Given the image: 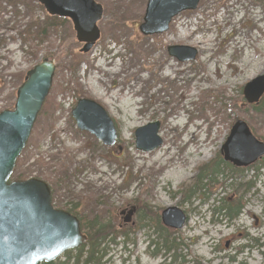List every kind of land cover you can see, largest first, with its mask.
Instances as JSON below:
<instances>
[{"label": "rangeland", "instance_id": "1", "mask_svg": "<svg viewBox=\"0 0 264 264\" xmlns=\"http://www.w3.org/2000/svg\"><path fill=\"white\" fill-rule=\"evenodd\" d=\"M95 2L103 13L99 36L80 52L70 20L48 17L35 2L0 0V111L13 108L28 68L44 58L56 68L10 180L45 181L52 206L78 218L87 239L81 223L104 224L101 264H264V166L254 167L264 164V155L234 172L220 153L237 119L264 142V111L242 92L264 73V0H199L155 35L138 28L147 0ZM39 27L47 28L43 37L35 32ZM177 44L195 48V58L177 61L167 52ZM83 97L113 120L112 145L77 127L71 110ZM258 101L264 105V94ZM155 121L160 145L138 150L135 129ZM193 130L198 134L190 137ZM187 138L199 141L202 153L187 155L181 143ZM168 146L175 152L170 164L185 159L180 179L159 181L162 169H144L133 157L146 160ZM218 157L222 173L198 182L202 165ZM102 182L109 185L100 188ZM238 196L244 202L238 216L217 210ZM174 206L186 215L181 228L161 222L163 209ZM158 226L176 248H164ZM87 252L85 244L79 261ZM77 254L78 248L68 249L55 262L72 264Z\"/></svg>", "mask_w": 264, "mask_h": 264}, {"label": "water", "instance_id": "2", "mask_svg": "<svg viewBox=\"0 0 264 264\" xmlns=\"http://www.w3.org/2000/svg\"><path fill=\"white\" fill-rule=\"evenodd\" d=\"M46 13L71 21L80 52H88L98 38L97 21L102 5L95 0H37ZM199 0H147L139 31L144 35L166 32L171 19L181 11L195 9ZM167 52L177 61L194 59L191 46L169 45ZM55 63L44 58L26 71L16 89L12 109L0 111V264H40L84 243L86 235L79 220L69 211L54 208L51 191L45 181L36 177L12 180L9 177L30 136L31 129L49 93ZM246 102L255 104L264 94V73L243 85ZM80 130H87L106 145L116 137L113 120L96 100L80 98L71 110ZM159 123L149 122L134 131L135 147L150 151L160 145ZM222 157L233 166L246 167L264 155V142L256 139L246 122L237 119L221 145ZM130 213V212H128ZM163 225L181 228L186 215L177 207L161 212ZM128 219V218H127ZM125 219V220H127Z\"/></svg>", "mask_w": 264, "mask_h": 264}, {"label": "trees", "instance_id": "3", "mask_svg": "<svg viewBox=\"0 0 264 264\" xmlns=\"http://www.w3.org/2000/svg\"><path fill=\"white\" fill-rule=\"evenodd\" d=\"M6 2L9 5H15L17 2H19V0H6ZM31 2H35V5H38L40 7H43L42 5H40L37 0H24V3L30 4ZM50 18H54L52 16L47 15ZM31 29V28H29ZM47 28L46 27H39L35 30L36 34L38 36L43 37V35L46 33ZM27 32L29 33V30H27ZM35 34V35H36ZM20 83L22 82V79H19ZM259 103V101L257 102ZM254 104L253 108H258L259 110H263L264 111V105L259 106ZM221 165H223V160L221 159V157H218V159H216L215 161H211V162H207L204 165H202L201 169H202V174L199 175L197 177L198 182L200 181L199 179L201 178H212L215 175H217L218 173H222V171L224 170V168L221 167ZM259 166H264V164H260L255 167V170H258ZM234 172L237 171H241L240 168H233ZM207 175V176H206ZM204 176V177H203ZM20 177V176H19ZM18 177V179H20ZM21 180V179H20ZM244 206V202L241 200V196H238V198H236L235 200L228 202V203H223L220 207H218L217 210H221L224 211V213H226L227 215L231 216V217H236L239 215V213L241 212L240 210L243 208ZM81 223V222H80ZM81 225L83 227L88 228L89 230V236H88V240L87 242H85L84 244H81L78 247V254L74 257L73 263L72 264H101V255H98L99 253V245L101 243V241L104 239V229H105V225L104 224H100L99 226L95 227L93 223L91 224H83L81 223ZM158 231H159V236L161 238H163V246L164 248H166L167 251H169L170 249H174L177 246L174 245V242H169L168 240V234L165 230V228H163L162 226H158ZM114 238H112L111 240H113ZM171 243V244H170ZM88 244V252L86 253L85 257L79 261L80 255H81V248L85 245ZM172 255V254H171ZM68 256V255H67ZM69 257V256H68ZM171 257V256H170ZM40 264H63L62 262H48V263H40Z\"/></svg>", "mask_w": 264, "mask_h": 264}, {"label": "bare ground", "instance_id": "4", "mask_svg": "<svg viewBox=\"0 0 264 264\" xmlns=\"http://www.w3.org/2000/svg\"><path fill=\"white\" fill-rule=\"evenodd\" d=\"M204 41V40H203ZM206 41V40H205ZM207 47V46H206ZM172 70V66L171 65H168V69L167 70ZM166 70V71H167ZM242 72V71H241ZM240 72V73H241ZM161 73V72H160ZM166 73V72H165ZM164 73V74H165ZM160 75V74H159ZM193 88V87H192ZM132 90V89H131ZM130 90V91H131ZM109 98H111L112 100L115 101V98L113 96H109ZM129 99L132 98V95L128 96ZM133 100V99H132ZM131 100V101H132ZM126 101V100H125ZM129 101V100H128ZM135 103V101H134ZM131 104V103H130ZM132 106V105H131ZM179 122V121H178ZM174 124V123H173ZM175 124H178L177 122ZM200 128V127H199ZM197 131H192L191 133V136L192 137L193 135H196L198 133H196ZM192 141V138H187L186 140H182V145L185 146V148H187V155H191V154H198V153H202V151L199 150V145H197V142H191ZM199 146V147H198ZM172 146H168V147H165L163 148L161 151H156L152 154H150L151 156H149L150 158L149 159H142V157L139 156H133L135 159H137L139 161V164L141 166H143L144 169H147V170H153L155 172H159L161 169L162 171H164V174L161 178V180L159 181H162V180H170V179H180L182 176H183V167L185 165V162H184V157H178V160H175L173 161L171 164L169 163L170 161V158L172 157V155L175 154L174 151H171ZM189 149V150H188ZM101 171V170H100ZM95 181V179H94ZM112 181V179H111ZM109 184H105L102 182V184L98 185L100 188L104 187V186H108ZM105 193V192H104ZM110 190L107 191L106 193V196H107V199L109 200L110 198Z\"/></svg>", "mask_w": 264, "mask_h": 264}, {"label": "flooded vegetation", "instance_id": "5", "mask_svg": "<svg viewBox=\"0 0 264 264\" xmlns=\"http://www.w3.org/2000/svg\"><path fill=\"white\" fill-rule=\"evenodd\" d=\"M79 43H80V42H79ZM80 44L82 45L83 43L81 42ZM86 239H87V238H86ZM87 240H88V239H87ZM87 240H86L85 242H87ZM85 242H84V243H85ZM84 243H82V244H84ZM79 246H80V245H79ZM153 246H154V245H153ZM153 246H150V247H153ZM154 252H155V251H154ZM154 252H153V253H154Z\"/></svg>", "mask_w": 264, "mask_h": 264}]
</instances>
